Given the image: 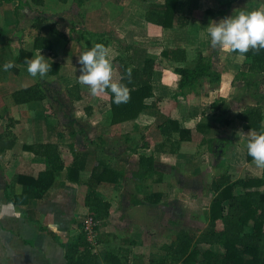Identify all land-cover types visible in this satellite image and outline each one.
Segmentation results:
<instances>
[{
  "label": "crops",
  "instance_id": "obj_1",
  "mask_svg": "<svg viewBox=\"0 0 264 264\" xmlns=\"http://www.w3.org/2000/svg\"><path fill=\"white\" fill-rule=\"evenodd\" d=\"M16 1L19 2V0L0 1V15L6 23L11 19L9 18L10 10L7 7ZM163 2L164 0H129L128 3L123 0H118V2L113 0L110 3L109 0V3L107 2L112 7L119 4L116 8H121V11L125 10L124 15L120 14V17L116 16L115 18L123 19L125 16L127 20L122 23L120 28H125V24L131 23L132 25L127 27L134 34L133 38H129L130 42L127 41L115 49V56L111 60L114 79L119 80L122 64L126 61H129L132 67H141L147 57L156 60L160 57L165 62L177 66L183 62H172L162 57V52L170 49H183L190 57V53L194 54V49L199 51L196 48L198 43L196 42V44L195 41L198 40V37L201 38L200 31L206 30V23L209 22V19H204L205 23H200L197 21L196 14L209 18L217 13L205 12V0H181L183 7L178 11L175 24L165 33L161 26L146 20L148 4H163ZM131 5H134L135 9L131 8ZM80 6L78 15L81 16L83 22L85 20L91 22L95 18L101 21L104 18L103 24L99 23L97 26H104L105 23L110 24L111 17L107 19L106 13H104L106 4H100L95 8L96 11L94 8L84 10L85 4ZM90 10L92 15H86ZM218 14L220 13L218 12ZM225 14H227L226 10ZM85 16L88 18L86 19ZM179 16L182 18L181 21L186 23L185 25L178 24ZM92 27L94 26L92 25ZM104 28L103 30H105ZM82 29L95 34L89 45L86 44L85 39L80 37L79 30ZM70 32L76 35H73V39L70 36H66V38L79 43L82 46L81 49L85 46L90 47L91 44H95L98 36L106 34L87 26L80 27L76 31L70 30ZM198 32H200L199 36ZM124 39L127 40V38L121 40ZM146 40L150 42V45L155 42L157 46H160L162 51L159 57L146 51V47H144ZM21 42L20 51L22 48L30 49L34 43L25 40H21ZM26 42L29 44L27 45ZM193 42L195 44L192 46L190 43ZM45 46L47 48L44 50L51 53L53 46L51 45V48L48 45ZM190 46L194 47L193 50L191 49L192 51H189ZM6 48L8 46L5 49H0V57H3V60L0 59V64L9 57L11 60V51ZM200 50L203 51L202 48ZM68 54L70 52L65 50L64 56L66 55V57L63 58H65V63L72 64L73 59L67 58ZM195 58L196 56L193 59L187 57V62H192ZM57 59L59 60L55 61L53 65L62 67L63 62L59 57H55L54 60ZM210 59L212 60L213 57L210 56ZM59 71L51 73L52 79L59 77ZM159 71L160 77L154 83L153 96L147 100V103L154 102L162 115L177 121L180 128L191 131L189 141L179 142L177 134L171 140H166L159 129L155 127V123L144 117L138 120L113 123L109 119L111 113L109 95L104 92L93 96L88 86L81 85L78 79L74 80L72 77H69L70 79L64 77L65 82L71 80V83L75 84V88L78 87L75 99L70 102L71 108H68L62 99H57L53 95L50 101L47 95V98L42 102L17 105L11 95L20 87L9 90L8 88L12 84L8 82L9 79L6 83V79L10 76L0 72V136L4 137L3 140H0V264H69L67 246L76 242L79 235L82 234L83 221L90 215V210L86 206V196L89 192L88 183L92 172L100 165L108 166L121 174L117 183L102 182L96 187L97 193L110 206L108 217L103 221H98L95 243L92 245L88 241L91 245L92 255L98 257L102 264L106 258L111 259L109 264H114V262L115 264H163L167 255L166 246L171 245L179 234L186 232H179L176 234V238L173 237L170 240L167 237H161L164 232L162 233V228L159 227V223H163L165 220L166 213L171 211L173 214L166 218L175 224L173 231L180 230L176 227L182 228L180 223L182 216L178 212L182 203L179 204L178 193L184 188L180 185V179L176 186L175 182L169 183L166 179L168 180L172 175L179 177L182 175V170L186 168L187 174H193V179L202 177L198 165L189 166L193 165L197 155L195 152L193 154L187 151L185 145L199 140L198 145L201 146L209 147L214 142H224L230 146V157H228V150L224 152L221 150V159L216 165L218 169L227 168L229 162L230 165H236L235 157L239 155L236 152L238 150L234 151V148L237 149V146H240L244 162L241 163L243 165H240L242 169H240V175L242 176L238 178L247 175H262L264 168L257 167L254 161L246 160V141L250 138L252 131L246 130L242 125H240V129H237L233 124L234 119L227 116L231 110L229 96L232 87V81L228 82L227 74L224 76L223 72H220L222 82L217 88H212L211 85L205 83L198 94L188 93L186 96H182L178 94L180 76L170 69L164 71L159 69ZM26 87L28 86L23 88ZM45 92L47 91L45 90ZM56 95L59 97L61 92H57ZM87 95L91 98L89 101L86 99ZM216 101L226 104L225 112L217 110V107L213 105ZM237 109L236 115L241 111ZM82 116L84 117L82 118ZM237 121V126H239L240 121L238 119ZM211 125H213L212 128ZM207 126L210 127L209 130H206ZM227 127L233 129L224 135L220 134ZM235 128L237 131L234 130ZM241 129L243 133H241ZM246 132L249 134L244 135ZM137 135L139 143L133 145L132 142L137 143V139L133 138ZM118 140L125 141L124 144L127 143L122 146V141L117 142ZM143 141L145 144H142ZM46 144L58 147L65 165L64 170L54 174V183L42 198L30 199L25 204L16 203V197L22 195L25 189L24 185L17 181V178L27 176L37 179L50 169L45 157L26 150V146ZM118 145H121L122 148ZM145 151L148 154L144 153ZM206 151L210 152L211 150L207 149ZM141 156L154 158L156 179L153 180L156 181V186L161 185V178H165L164 186H161V189H155L150 196L145 195V191L149 190L148 181H151L152 178L141 182L135 179ZM76 157L85 162V168L80 171L78 180H73L70 178L68 170L74 164ZM225 174L228 173L225 172ZM132 182L135 183L133 188L129 187ZM132 189H134L133 193ZM195 189L191 188L188 200L193 201L191 204L193 207L207 206L208 211L213 199V192L210 191V200L208 199L207 203L205 195L195 192ZM126 192H128V196L130 192L132 193L129 196L131 199ZM148 213H154L155 216L152 217ZM153 221L158 224L156 223L157 226L153 228L152 232H149V225ZM217 229H222L221 223H218Z\"/></svg>",
  "mask_w": 264,
  "mask_h": 264
},
{
  "label": "trees",
  "instance_id": "obj_2",
  "mask_svg": "<svg viewBox=\"0 0 264 264\" xmlns=\"http://www.w3.org/2000/svg\"><path fill=\"white\" fill-rule=\"evenodd\" d=\"M11 2L12 0H4ZM46 0H31L36 7H42ZM78 5H83L86 0H74ZM183 3L181 0H164L163 4H150L146 11V20L150 23L161 26L165 33L173 28L176 16ZM213 12L210 11V14ZM225 15V10H220ZM178 18V24L185 25V22ZM48 21L44 15L33 26L39 33L44 30V23ZM72 22L71 29L76 31L75 22ZM59 36L60 33L55 24L50 27ZM80 37L86 40L89 45L95 36L94 33L86 30H79ZM100 36H105L104 34ZM1 37V33H0ZM91 41V42H90ZM106 47L109 45L103 40H96ZM47 48L44 36L38 35L30 49H22L16 57L19 65H26V60L31 59L38 50ZM235 54L241 55L238 52ZM162 57L172 62H186L187 52L183 49H170L162 52ZM242 56L246 59L249 73L258 71L264 73V49L249 51ZM123 61V58L121 59ZM129 60V59H127ZM52 73L58 71V65L52 66ZM180 76L178 84L179 93L186 96L188 93L198 94L203 84L208 83L213 88L221 83V74L213 69L211 59L202 53L185 67H174L173 70ZM160 77L158 63L155 58L147 57L141 67H132L129 61L122 64L119 81L129 89V95L125 102L116 104L110 92L105 91L110 98V119L113 123H122L131 120H138L144 117L152 120L155 127L166 140H171L175 134L179 142L189 141L191 131L180 128L177 121L168 119L162 115L154 102L147 103L153 96V86ZM260 83L250 81L246 84V96H250L256 105L247 106L245 110L237 115V119L244 125L246 130L252 132H264V112L261 101L264 95L259 91ZM12 100L17 105L32 102H42L47 94L42 84L32 85L14 91ZM217 110L225 112L226 104L216 101L213 104ZM210 127L207 126L206 130ZM4 137L0 136V140ZM248 140V139H247ZM26 150L45 157L50 169L34 179L27 176H19L17 181L24 185L22 195L16 197V203H27L30 199H40L54 183V174L64 170V162L58 151V147L52 144L26 146ZM68 170L70 178L78 180V175L85 168V162L78 157ZM246 160L253 161L247 154ZM102 166V167H100ZM94 169L90 177L86 196V206L90 215L96 221H103L109 215V204L97 193L96 187L102 182L117 183L121 174L116 170L100 165ZM155 173L154 158L141 156L138 162V170L135 179L138 182L149 180ZM264 171L261 176L247 175L243 178L233 179L231 175L222 173L217 175L211 184L213 199L206 212L208 229L198 238L195 234L183 232L179 234L171 245L166 246L167 255L163 264H264ZM218 223L222 229L218 230ZM98 229V228H97ZM78 240V242H77ZM76 242L67 246V258L69 264H102L98 257L92 255L91 245L82 232ZM202 244L206 245L202 249ZM111 259L106 258L103 264H109ZM115 264V262H114Z\"/></svg>",
  "mask_w": 264,
  "mask_h": 264
},
{
  "label": "rangeland",
  "instance_id": "obj_3",
  "mask_svg": "<svg viewBox=\"0 0 264 264\" xmlns=\"http://www.w3.org/2000/svg\"><path fill=\"white\" fill-rule=\"evenodd\" d=\"M112 1L113 0H110V3H112ZM114 1L118 2V0H114ZM124 1H125V3L129 2V0H123V2ZM107 2L109 3V0H86L84 3L85 4L84 10H88V8H91V9L94 8V10H95V8L99 7L100 4H106V7H104V13H106L107 19H109L110 17H111V19H110V24L105 23L104 26H97L99 23L101 25L103 24L104 18L101 19V21L95 18L91 22H86V20H85V22H83L82 18H80L81 16L79 17V15H78V12H79L81 6L78 5L77 4L78 2H76L74 0H47L46 4H44L42 7L34 6V4L31 3V0H19V2L16 1L12 4L10 3L9 6L7 7L10 10V14H9V18H11L10 21L8 23H6L3 20L2 15H0V28H1L0 33H2V36L0 37V46H1L0 49L1 50L5 49V47L8 46V48H6V49H9L11 51V60L9 57V58H7V60L3 61L0 64V72L4 73L7 76H10L9 78L6 79V83H7V80L9 79L8 82H11L10 84H12L10 86V88H8V89L12 90V88H18V87H20L19 89H23V87H25V86L29 87L32 85L42 84L43 89H45L47 91L46 94L48 95L49 101L52 99L51 96L53 95L57 99H62V101L67 105V107L71 108L72 106L70 105L71 104L70 102L75 99V97L78 93V90H77L78 87L76 89L75 84L71 83V80L68 82H65L64 77H68V78L72 77L74 80H77V76L80 74V72H79L80 65L77 64L78 63L77 59H79V55L83 51V49H81L82 46L79 43L72 41L69 38H66V36L67 37L70 36L71 39H73L74 36L76 35V34L70 32V30H69V28L72 26L71 21L75 22V28L76 29H78L80 27L83 28V27L87 26V27H90L96 31L105 32L106 36H98L97 39L98 40L102 39L103 42L109 43L108 49H109V55L111 56L110 57L111 60H113V56H115V52H116L115 49L124 45L125 43H127V41L130 42L129 38H133L134 34L132 32H130L129 31L130 29L127 27V26H131L132 25L131 23L125 24L126 25L125 28H120V26H122V23H124V21H126L127 18L125 16H123V19H119V18L116 19L115 18L116 16L120 17V14L124 15L125 10L121 11V8H116V6L119 5L117 3H116L117 5L115 7H112ZM119 2H121V1H119ZM204 4H205V7H204L205 12L213 11L214 13H217V14L213 15L209 18H206L205 16H201L200 14H196L197 21L198 22L200 21V23L201 22L205 23L204 19H209V22L210 21H219L220 19L227 17V16H230L234 12H237L240 10H246V11H251V10H256V9L264 10V0H205ZM148 6H149V4H148ZM131 8H134V5H131ZM220 10H226L227 14H225V15L218 14V12ZM40 15H44V17L48 19V21H46L44 23V30L41 32V34L36 29H34V27H33L35 25V23L37 22V19H39ZM86 15H92V11L91 10L88 11ZM85 17H86V19L88 18L87 16H85ZM112 19H113V21H112ZM209 22L206 23L207 26H208ZM53 24H55L56 29L60 33L63 34L62 36H58L56 33H54L52 31V29L50 27ZM91 24L94 27H92ZM103 28L105 30H103ZM200 32H201V38L199 39V37H198V40L195 41V43L196 42L198 43L196 48L199 51H196V49H194V47H192L195 44L194 42L190 43V44H192V46H190L189 51H192L194 49V54L190 53V57L189 56H187V57H188V59L189 58L193 59V57H195V56L197 58L200 53H202V54L205 53L203 55L204 56L206 55L207 58L210 59V56L213 57L214 60L212 59L211 62L213 64L214 70L218 71L219 73L223 72L224 76L227 74L228 82L230 83L232 81V87H231L230 96H229V99H230L229 104L231 105L229 107L231 110L228 112L227 116L232 117L231 118L232 120L234 119V123H233L234 127H237V129H240L241 128L240 125H242V127L244 128V126H243V124H241V122H239V126H237L238 121H237L236 113L238 111H236V109H237V107H239V109L241 110V111H239V113H240L243 110H245V108L247 106H250V105L254 106L257 104L256 101H254L249 95L246 96L247 94L245 91V89H246L245 87H246V84L248 82L258 81L260 83L259 91H260V93H262L264 95V73L260 72V71H258L256 73H253V72L249 73V69H248V66L246 65V59L244 56L237 55V54H235V52H232L230 50H223V49H218V48L212 47L210 44V37H209V34L207 32V29L205 31L201 30ZM200 32H198V36H199ZM38 35L44 36L45 45H48L49 48H51V45H52L53 48L51 49V53H49L47 50H44V49L42 51H36L34 53L33 57L35 55L40 54V52H41V54L47 59V63H49L51 66H53V63L55 61L59 60V59L54 60L55 57L56 58L59 57L60 61L63 62V65H62V67H61V65L60 66L58 65V68H57L58 71L60 69L58 78L52 79L51 73L53 70H51V69L44 78H40L39 76L33 77L27 71V64L26 65H19L15 61V57L18 56V52H20L19 49L22 47L21 46V44H22L21 40L34 42L35 38ZM123 38H127V40L126 41H125V39L121 40ZM26 43H27V45L29 44L28 42H26ZM149 43L150 42L148 40H146L144 42V47H146V51L154 54V56H156V57H159V54L162 51L160 49V46H157L155 44V42H152L153 45H150ZM95 44H96V42H95ZM95 44L94 43L91 44L90 47L94 46ZM201 48L203 49V51L200 50ZM22 49H24V48H22ZM65 50L70 52V54L67 55V58L69 57V58L73 59L72 64L71 63H69V64L65 63V58H63V57H66V55L64 56ZM0 59L3 60V57L2 58L0 57ZM9 63L12 64L13 66L11 68L5 70L3 66L5 64H9ZM157 63H158V69H160V70L162 69V71H164L166 69L167 70L170 69L172 72H174L173 71L174 67H185L188 64L190 65L191 62L186 61L185 63L183 62V64L176 66L174 64H169V63L165 62V60L160 59V57H159V58H157ZM118 69H119V67H118ZM221 82H222V80H221ZM219 86H220V84H219ZM219 86H217V87H219ZM217 87H215V88H217ZM57 92H61V95H59V97H58V95H56ZM86 99H88L87 101H89V99H91V98L87 95ZM36 105L38 106L40 104H36ZM81 105H84V104H81ZM261 106H262L263 112H264V99L261 101ZM239 109H237V110H239ZM63 114L65 115L66 113H63ZM81 115H83L82 112H81ZM83 117L84 116H82V118ZM235 118H236V120H235ZM109 119H110V116H109ZM212 127H213V125H211V128ZM231 129H233V128H229V127L224 128V132H221L220 134L224 135L227 132H229ZM237 129L235 128L234 130L237 131ZM214 130H216V129H214ZM241 133H243L242 129H241ZM247 134H249V133L246 132L244 135H247ZM133 138L137 139V143L135 141L132 142L133 145L138 144L139 143V141H138L139 136L137 135V136H134ZM245 139H246V136H245ZM117 142H121L122 146H125L127 143L126 142L124 144L123 142H125V141H123V140H118ZM198 143H199V140H197L196 142H192L190 145H185V147L187 148V151L192 152V153L193 152L196 153L197 157L195 158V162L194 163L192 162L193 165H189V166L198 165L199 166V173L202 174V177H199L197 179H193L194 178L193 174L192 173L187 174V172H186L187 168H186V169L182 170L183 171L181 173L182 175H180L179 177H178V175H176V176L172 175L171 177H173L174 179H172L171 177L168 180L166 179V181L169 183L175 182L174 183L175 186L180 179V185L182 188H184L178 193V198H180V200H178V201H179V204L182 203V207H180L179 211L176 210L182 216V220L180 222L182 228L176 227L177 229H180V230H176L175 232L173 231V230H175L174 229L175 224H173L172 222H170L169 219L167 220V218H166L169 215L173 214L170 211L168 214L166 213V215H165L166 217H164L165 220L163 221V223H159L160 224L159 227L162 228V233L164 232L161 237H165V238L167 237L168 239L171 240L173 237L176 238L177 233L183 232V231L189 232L191 234L194 233L195 236H198V235L200 236L203 233H205L208 229V222H207V217H206L207 206L205 207V205H204L203 207L202 206L193 207L191 205V204H193V201L190 202L188 200V195H190L191 188L194 187V188H196L195 192L204 194L206 201L208 203V199L210 197L209 194L211 191V184H212L213 179L217 175L226 172V173L232 175L233 179H237L239 176H242V175H240L241 174L240 171L242 170L240 165H243L241 163H243L244 161L242 159V151L240 149L241 148L240 146H237V149L234 148V151L238 150L236 152L239 155L238 157H235L236 165H230V162H229L227 168L222 167V168L218 169V168H216V165L218 164L219 160L221 159V156H220V154L222 153L221 150H223V152L228 150L227 151L228 157H230L231 156L230 146H228L224 142H221V143H219V142L215 143L214 142L209 147L207 145H202V146L198 145ZM142 144H145L144 141ZM121 145L120 146L118 145V146L120 148H122ZM207 149H210L211 151L210 152L206 151ZM158 150H160V149H158ZM234 151L232 150V152H234ZM144 153L148 154V152H146V151ZM153 179H156V176H153L152 180L148 181L147 187L149 190L145 191L146 192L145 195H148V196L152 195L153 191L155 189L156 190L161 189V186H164V184H165V182H164L165 178H163V179L161 178L162 183H161V185H158V186H156V181ZM130 184L131 185H129V187H131V188H133V186H135L134 182H132ZM136 184H137V182H136ZM133 191H134V189H132V193H133ZM126 193L128 196V192H126ZM132 193L130 192L129 196H131ZM129 199H131V198L129 197ZM148 214L152 217L155 216L154 213H148ZM156 223H157L156 221L155 222L153 221L152 224L149 225V232H152L153 228H155L157 226L158 223L157 224ZM200 233H202V234H200ZM95 241H96V239L94 240V243H95ZM201 247H202V249H204L206 247V245L202 244ZM180 264H182V263H180Z\"/></svg>",
  "mask_w": 264,
  "mask_h": 264
},
{
  "label": "clouds",
  "instance_id": "obj_4",
  "mask_svg": "<svg viewBox=\"0 0 264 264\" xmlns=\"http://www.w3.org/2000/svg\"><path fill=\"white\" fill-rule=\"evenodd\" d=\"M206 29L210 44L214 48L238 52L241 55L249 49H264V10H240L219 21H210ZM78 62V82L88 86L93 96L107 90L112 94L114 103L119 104L127 100L129 89L124 83L114 79L109 49L104 44L85 46ZM26 64L28 73L33 77L44 78L52 68L41 52L26 60ZM12 66L9 63L3 67L7 70ZM246 149L255 165L264 168V132H252L246 141Z\"/></svg>",
  "mask_w": 264,
  "mask_h": 264
},
{
  "label": "built area",
  "instance_id": "obj_5",
  "mask_svg": "<svg viewBox=\"0 0 264 264\" xmlns=\"http://www.w3.org/2000/svg\"><path fill=\"white\" fill-rule=\"evenodd\" d=\"M99 226V222L92 216H87L83 221L82 231L85 234L87 241L92 245L94 244L96 229Z\"/></svg>",
  "mask_w": 264,
  "mask_h": 264
}]
</instances>
